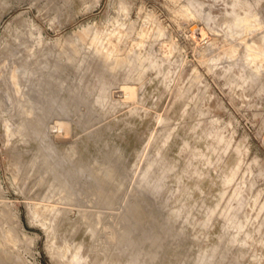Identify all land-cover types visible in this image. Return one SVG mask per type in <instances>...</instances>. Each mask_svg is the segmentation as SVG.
<instances>
[{
    "label": "rangeland",
    "instance_id": "374dc122",
    "mask_svg": "<svg viewBox=\"0 0 264 264\" xmlns=\"http://www.w3.org/2000/svg\"><path fill=\"white\" fill-rule=\"evenodd\" d=\"M0 264H264V0H0Z\"/></svg>",
    "mask_w": 264,
    "mask_h": 264
}]
</instances>
